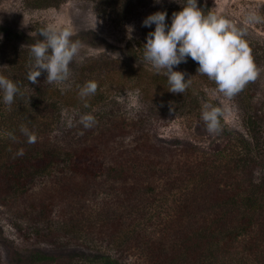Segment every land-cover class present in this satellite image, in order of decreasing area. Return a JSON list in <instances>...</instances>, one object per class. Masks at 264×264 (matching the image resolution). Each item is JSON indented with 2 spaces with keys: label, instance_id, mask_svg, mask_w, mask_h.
Returning a JSON list of instances; mask_svg holds the SVG:
<instances>
[{
  "label": "trees",
  "instance_id": "trees-1",
  "mask_svg": "<svg viewBox=\"0 0 264 264\" xmlns=\"http://www.w3.org/2000/svg\"><path fill=\"white\" fill-rule=\"evenodd\" d=\"M63 1L28 3L49 7ZM0 33L16 42L0 74L14 79L21 91L11 105L0 92V190L25 210L63 207L52 230L23 242L0 225V264H135L125 256L136 249L148 254L141 264H264V157L252 147L256 118L245 113V131L228 137L214 157L198 152L199 161L191 158L192 147L156 145L160 138L145 129L128 136L126 127L133 123L106 115L91 128L78 118L40 133L59 105L73 101L75 90L54 92L42 75L38 83L29 81L34 58L19 42L32 35L1 22ZM152 82L158 91L170 87L159 74ZM220 120L219 132L233 133L224 115ZM22 126L35 133L34 143H28ZM21 148L22 156L16 154ZM4 198L0 202L7 203ZM148 231L157 236L151 248L138 237Z\"/></svg>",
  "mask_w": 264,
  "mask_h": 264
},
{
  "label": "rangeland",
  "instance_id": "rangeland-1",
  "mask_svg": "<svg viewBox=\"0 0 264 264\" xmlns=\"http://www.w3.org/2000/svg\"><path fill=\"white\" fill-rule=\"evenodd\" d=\"M180 2L65 0L56 6L34 7L28 0H0V22L10 30L32 35L28 38L29 42L20 39L19 43L26 48L24 54H30L27 47L44 39L41 29L49 25L71 28L72 39L80 42L79 53L70 64L69 80L62 85L48 82L54 92L74 89L76 97L73 101L59 105L57 114L53 116L55 120L47 126L41 124L40 133L52 132L71 119H78L82 113L92 112L96 118H104L106 115L119 123H133L134 127H126L128 136L139 134L145 129L151 138H155L153 135L160 138L154 141L156 145L174 148L178 142V146L192 147L197 152H193L191 158L199 161L202 156L198 152L207 150L214 157L215 149L221 148L228 137L245 131L244 117L253 116L257 121L253 122L252 128L257 137L252 140V147L264 157V0H198V6L205 14L211 12L222 15L237 27L245 29L243 38L251 49L252 57L256 58L255 65L259 72L239 93L227 97L219 92L215 81L197 72L198 62L189 57L176 67L186 73V78L190 76V84L184 93H180L183 94L180 98H172L175 96L172 92L168 89L158 91L160 89L152 82L153 74L166 76L163 74L164 70L157 72L143 58V44L155 25L146 27L142 21L152 12L166 10V19L171 23L173 12L179 11L185 0ZM251 15L259 16L260 19L251 20ZM128 25L134 26L132 39L127 36ZM0 34V70H3V67L6 68L4 60L9 56L6 52L13 50L16 42L8 40V36L3 33ZM15 53L21 56L20 53ZM41 75L45 77L47 73ZM97 78V92L85 106L84 100L79 96V88L86 80ZM205 105L221 107L225 123L233 133H209L202 119ZM245 113L247 116H244ZM177 150L181 151L179 147ZM171 152L176 153L175 149ZM168 159H173L171 154ZM38 185L39 183L36 186ZM0 195V199L6 196L1 190ZM5 202H0V225L6 235L18 242L43 233L47 228L52 230L55 218L63 211L62 204H54L44 212H38L25 210L17 202ZM30 207L29 201L27 208ZM141 233L138 237L143 235L151 248V242L157 236L151 231ZM140 246L147 245L143 243ZM3 247L6 248L4 245ZM147 256V253L142 255L136 249L127 253L125 259L141 264L147 260Z\"/></svg>",
  "mask_w": 264,
  "mask_h": 264
},
{
  "label": "clouds",
  "instance_id": "clouds-1",
  "mask_svg": "<svg viewBox=\"0 0 264 264\" xmlns=\"http://www.w3.org/2000/svg\"><path fill=\"white\" fill-rule=\"evenodd\" d=\"M182 5L179 11L173 12L171 23L166 19V10H157L143 19L144 26L155 25L143 44L144 60L157 72L164 70L163 74L170 85L169 91L184 93L190 84V76L186 78V73L176 66L191 57L198 62L197 72L215 81L219 92L227 97L235 96L259 72L251 49L243 38L245 29L237 27L222 15L211 12L205 14L198 6V0H185ZM250 19L259 20L260 17L251 15ZM133 30V25L127 26L129 39H132ZM41 36L44 39L30 48V55L34 59L28 79L38 83V77L43 71L47 73L46 80L49 83L62 85L70 78V64L79 53L80 42L72 39L73 31L69 27L49 25L41 29ZM97 89L98 82L95 80H88L79 88V96L85 106L87 98L94 95ZM0 92L7 105H11L15 97L21 94L19 84L4 74H0ZM222 115L221 107L204 106L202 119L209 133L221 131ZM79 120L84 128H91L97 122L92 112L82 113ZM21 131L27 135L28 143L36 141L35 133L27 127L22 126ZM16 154L22 156L24 150L21 148Z\"/></svg>",
  "mask_w": 264,
  "mask_h": 264
}]
</instances>
